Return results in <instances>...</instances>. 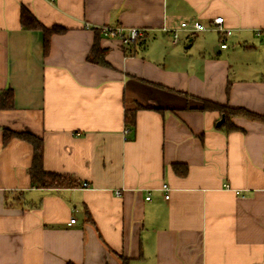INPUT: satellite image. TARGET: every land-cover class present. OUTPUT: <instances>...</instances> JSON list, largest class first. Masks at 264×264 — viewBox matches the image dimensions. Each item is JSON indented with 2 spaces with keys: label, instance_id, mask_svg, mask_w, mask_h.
Here are the masks:
<instances>
[{
  "label": "crops",
  "instance_id": "obj_1",
  "mask_svg": "<svg viewBox=\"0 0 264 264\" xmlns=\"http://www.w3.org/2000/svg\"><path fill=\"white\" fill-rule=\"evenodd\" d=\"M23 7L66 29L48 54ZM216 17L225 41L182 27ZM104 26L146 34L124 46L97 36ZM97 38L110 67L90 62ZM8 88L0 264H264V124L233 117L227 132L202 110L264 115V0H0V95ZM5 129L41 138L44 170L77 186L32 185L33 147L5 142Z\"/></svg>",
  "mask_w": 264,
  "mask_h": 264
},
{
  "label": "trees",
  "instance_id": "obj_2",
  "mask_svg": "<svg viewBox=\"0 0 264 264\" xmlns=\"http://www.w3.org/2000/svg\"><path fill=\"white\" fill-rule=\"evenodd\" d=\"M21 25L25 30H39L42 32L45 54H48L49 52L52 36L55 34H62L66 31V29L62 26H53L51 28L44 26L26 7L22 8ZM95 31L97 36L101 35V31L99 29H96ZM98 38L93 45L91 56L89 57L90 62L97 65L110 67L111 65L105 60L106 50L100 47ZM13 97V90L11 88L3 91L0 95V109H12ZM202 110L217 111L221 114V116L224 115L225 120L219 127L220 129H225L227 132L237 129L231 120L233 117H245L264 124V115L262 114H257L244 108H233L228 105H221L209 100H203ZM125 121L128 125L134 126L136 122V111L127 110L125 112ZM12 138H18L27 141L33 147L34 154L30 168V178L32 185L42 189L72 188L77 186V182L69 175L46 172L44 170V144L41 138L28 132H12L5 129L4 141L8 142ZM123 264H129L128 260L124 259Z\"/></svg>",
  "mask_w": 264,
  "mask_h": 264
},
{
  "label": "built area",
  "instance_id": "obj_3",
  "mask_svg": "<svg viewBox=\"0 0 264 264\" xmlns=\"http://www.w3.org/2000/svg\"><path fill=\"white\" fill-rule=\"evenodd\" d=\"M53 1V0H49ZM182 27L188 29L190 32L199 33L203 31H207L209 29L215 30L218 32L223 40L225 41L226 37H229L232 34V31L224 26V18L223 17H216L212 20V25L210 27L205 26L199 21H193L191 23H182ZM101 34L105 37L115 38L121 41L124 46H132L138 43L146 34V30L143 28L131 27H110L104 26L100 29ZM174 37L177 38L178 34L177 31L174 32ZM221 48H227L226 42L221 44ZM129 129L125 130V133H128ZM86 186V185H85ZM163 189L165 191H169L168 186L164 185ZM120 195V194H117ZM169 198V195L166 194V199ZM150 198H147L149 200ZM76 220L72 219L70 221L71 224L75 223Z\"/></svg>",
  "mask_w": 264,
  "mask_h": 264
},
{
  "label": "water",
  "instance_id": "obj_4",
  "mask_svg": "<svg viewBox=\"0 0 264 264\" xmlns=\"http://www.w3.org/2000/svg\"><path fill=\"white\" fill-rule=\"evenodd\" d=\"M225 118L224 115L222 116L221 120L218 121L217 126H220L224 122Z\"/></svg>",
  "mask_w": 264,
  "mask_h": 264
}]
</instances>
